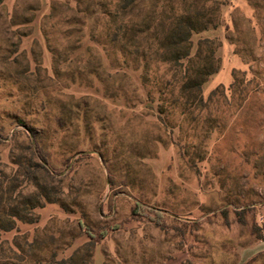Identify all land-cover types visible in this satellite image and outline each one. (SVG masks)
Returning <instances> with one entry per match:
<instances>
[{"label":"rangeland","instance_id":"obj_1","mask_svg":"<svg viewBox=\"0 0 264 264\" xmlns=\"http://www.w3.org/2000/svg\"><path fill=\"white\" fill-rule=\"evenodd\" d=\"M119 3H0V170L30 157L32 130L68 210L2 234L23 249L6 263L57 264L107 228L81 264H264V0ZM199 8L218 25L192 34L191 56L209 38L220 62L203 99L223 89L185 108L183 67L163 56Z\"/></svg>","mask_w":264,"mask_h":264},{"label":"trees","instance_id":"obj_2","mask_svg":"<svg viewBox=\"0 0 264 264\" xmlns=\"http://www.w3.org/2000/svg\"><path fill=\"white\" fill-rule=\"evenodd\" d=\"M2 1L0 0V3ZM134 4L135 0H120L119 10L132 8ZM173 12L171 9L172 15ZM181 19L177 27L171 30L173 40L167 44L168 54L164 55L163 58L174 65L183 67L182 83L174 102H180L185 108L195 105L201 107L218 89H223L219 86L210 91L206 100L203 99L202 87L209 77L219 71L220 62L216 65L213 63L215 54L213 44L215 45V43L214 40L209 38L198 40L196 50L191 56V36L193 33L207 30L210 27L216 28L218 23H215L209 17L208 12L202 8L194 12V19L198 20L197 23L188 22L186 17L183 20ZM217 46H219V43H217ZM181 60H186V63L189 64L183 65ZM19 125L24 126V123H19ZM31 131L29 130L31 134L29 138L34 145V149L31 150L30 157L25 159L19 156L14 163L17 169L12 175L3 173L0 170V264H7L6 261L12 256L20 257V253L23 252L21 245L16 241L12 243L14 248L8 246L7 249H3V245L8 244V242L1 240L2 234L17 230L18 223H38L40 217L35 211L38 208H43L46 204H57L68 212L66 206L60 202V198L57 196L58 191H56L53 182L55 173L48 166L47 155L37 142L35 134ZM28 186H32L33 190L26 193L24 191ZM141 209L140 204H135L130 211L131 215L140 214ZM156 215L160 216V212L156 211ZM86 230L89 241L69 258L57 260V264H73L79 251L83 250L86 251L90 263L94 247L105 237L108 229L102 228L96 232ZM253 234L258 240L264 241V224L262 227H254ZM25 244L29 248L37 245L34 240L25 241ZM54 257L55 254L52 255V260H55ZM77 258L78 264L84 262L82 256H77Z\"/></svg>","mask_w":264,"mask_h":264}]
</instances>
